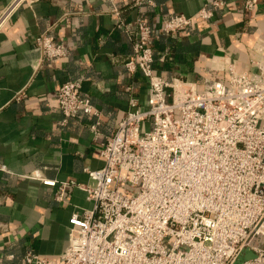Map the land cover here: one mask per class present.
<instances>
[{
	"label": "built area",
	"instance_id": "1",
	"mask_svg": "<svg viewBox=\"0 0 264 264\" xmlns=\"http://www.w3.org/2000/svg\"><path fill=\"white\" fill-rule=\"evenodd\" d=\"M33 1L10 0L0 10V30ZM223 4L212 0L195 16L171 13L154 23L135 19L123 66L146 79L148 107L129 99L114 132L99 142L102 165L85 168L87 183L43 179L57 188L56 201L67 202L77 187L90 206L71 212L68 243L58 257L30 248L21 264H235L245 248L254 256L238 264H264V246L257 243L264 239V41L252 46L249 70L226 67V82L205 76L198 85L153 67L155 40L188 35L196 19L211 22L212 7ZM256 4L242 0L241 8L252 12ZM110 11L118 14L115 6ZM61 19L34 38L42 61L67 55L50 33ZM116 28L130 27L117 19ZM55 97L62 122L78 113L99 115L81 78L62 82ZM14 260L0 252V264Z\"/></svg>",
	"mask_w": 264,
	"mask_h": 264
},
{
	"label": "crops",
	"instance_id": "2",
	"mask_svg": "<svg viewBox=\"0 0 264 264\" xmlns=\"http://www.w3.org/2000/svg\"><path fill=\"white\" fill-rule=\"evenodd\" d=\"M9 1L0 0V10ZM134 1L34 0L0 30V252L14 254L13 264H21L30 248L58 257L68 243L71 212L90 206L77 187L69 189L67 202L56 201L57 188L43 179L87 183L85 168L102 165L99 142L114 132L129 99L148 107L146 79L123 66L132 52L135 19L154 23L171 13L195 16L212 0H144L139 6ZM223 1L212 7L211 22L196 19L188 35L155 40L154 69L198 85L205 76L226 82L231 63L249 70L252 46L264 41V0H257L252 12L241 8L242 0ZM58 18L50 33L67 46V55L42 61L34 38ZM117 19L129 25L127 32L116 28ZM162 54L164 61L158 59ZM75 78H81L99 115L78 113L62 122L55 92ZM257 243L264 246V239ZM253 256L245 248L235 264Z\"/></svg>",
	"mask_w": 264,
	"mask_h": 264
},
{
	"label": "rangeland",
	"instance_id": "3",
	"mask_svg": "<svg viewBox=\"0 0 264 264\" xmlns=\"http://www.w3.org/2000/svg\"><path fill=\"white\" fill-rule=\"evenodd\" d=\"M148 128V127H147Z\"/></svg>",
	"mask_w": 264,
	"mask_h": 264
}]
</instances>
